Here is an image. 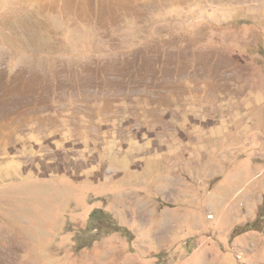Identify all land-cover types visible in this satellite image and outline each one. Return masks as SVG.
Instances as JSON below:
<instances>
[{"label":"rangeland","instance_id":"rangeland-1","mask_svg":"<svg viewBox=\"0 0 264 264\" xmlns=\"http://www.w3.org/2000/svg\"><path fill=\"white\" fill-rule=\"evenodd\" d=\"M0 264H264V0H0Z\"/></svg>","mask_w":264,"mask_h":264}]
</instances>
